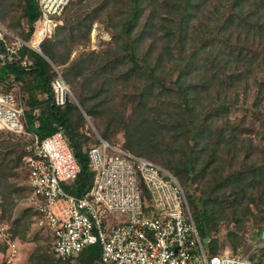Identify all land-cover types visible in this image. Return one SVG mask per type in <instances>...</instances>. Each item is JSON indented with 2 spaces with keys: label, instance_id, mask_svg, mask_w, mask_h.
<instances>
[{
  "label": "trees",
  "instance_id": "1",
  "mask_svg": "<svg viewBox=\"0 0 264 264\" xmlns=\"http://www.w3.org/2000/svg\"><path fill=\"white\" fill-rule=\"evenodd\" d=\"M6 1L0 0V6ZM23 1L13 0L11 6L22 7L28 31L18 34L29 40L41 13L38 0ZM101 1L94 8L89 0L86 5L73 3L64 20L72 30L83 26L104 10L107 0ZM125 6L119 30L110 28L126 47L123 55L111 50L114 56L94 64L98 55L90 52L91 57L82 54L70 62V52L62 57L50 40L43 43L42 55L21 52L34 58L16 76L29 107V129L40 139L62 131L81 166L78 181L66 190L77 197L90 190L94 173L85 150L99 140L82 132L84 116L77 105L68 101L55 106V68H62L66 82L80 92L81 106L98 120L104 140L119 144L116 137L121 134L124 149L160 162L185 188L197 185L190 199L208 224L225 220L240 231L247 220L264 224V0H128ZM78 12L85 17L75 18ZM139 40L145 48L141 54L131 49ZM241 104H252L256 113L255 137L242 131L244 120L229 118ZM13 154L0 153L1 207L10 217L25 197L10 190L9 172L21 163L20 157L10 158ZM20 226L17 218L15 235ZM199 231L206 238L201 225ZM231 235L238 239L233 242L237 248L241 239ZM36 250L33 264H73L55 262L47 251ZM100 252L98 245L87 248L77 264H100ZM259 253L248 257L253 264H264V248Z\"/></svg>",
  "mask_w": 264,
  "mask_h": 264
},
{
  "label": "built area",
  "instance_id": "2",
  "mask_svg": "<svg viewBox=\"0 0 264 264\" xmlns=\"http://www.w3.org/2000/svg\"><path fill=\"white\" fill-rule=\"evenodd\" d=\"M72 0H38L40 19L30 40L14 34L0 20V133L17 142L27 172L29 195L21 201L40 216L53 238L58 261L78 258L98 245L100 264H253L246 256L213 252L204 242L190 211L186 189L176 176L101 137L85 152L94 173L88 192L77 197L66 188L78 181L80 163L70 139L58 131L45 139L29 129L22 84L16 76L33 64L25 49L42 54L53 16ZM52 83L54 104L71 100L61 71ZM16 216L0 212V243L8 247L7 264L18 253Z\"/></svg>",
  "mask_w": 264,
  "mask_h": 264
},
{
  "label": "rangeland",
  "instance_id": "3",
  "mask_svg": "<svg viewBox=\"0 0 264 264\" xmlns=\"http://www.w3.org/2000/svg\"><path fill=\"white\" fill-rule=\"evenodd\" d=\"M12 1L13 0H7L2 6H0V15L2 16L1 20L8 25L9 29L14 34L20 36V34H18L19 30L25 29V31H28V25L25 17L23 16L24 14L22 7L15 5V7L13 8L11 6ZM14 1L15 3H17L18 1H22V5H24L23 0H14ZM80 1H82L81 3L85 5L88 2V0H72L67 6L64 7L63 10L59 11L57 14L53 16V24L51 29L52 32L46 40L47 41L50 40L52 43L55 44V47L57 46V49L59 50L60 55L62 57L66 58L68 52H70V62H72L74 59H76L78 56L82 54H84L85 57H91L90 52H95V54L98 55L94 64H101V61L104 58L114 56L115 53H112L111 50L117 51L116 53L117 55H123L124 49H126V47L123 46V42H121L120 38L114 36V31L111 30L110 28L113 27V29L119 30V25L122 23V21L126 18L127 15V8L125 5L128 3V0H107V2L104 1L103 2L104 10L100 13L98 17L92 19L90 18L86 24H84L83 26L78 25L77 27H74L75 28L74 30H72L71 24H67L66 21L64 20V15L66 13V10L70 6H72L73 3H78ZM92 1L93 0H89V2H91L89 4H91V7L94 8L97 7L98 2H100L101 0L98 1L95 0L93 2ZM108 1L109 2L111 1L109 7H108ZM75 15H76L75 18L80 16L83 18L85 17V15H82L81 12H78ZM19 19L21 20V23L17 24L14 20H19ZM136 31L137 29H135V32ZM135 34L136 33H134V35ZM43 43L41 44V50ZM134 44L135 45H133L131 49H136L138 54H141L143 52V49H145L143 46L140 45L141 40L135 41ZM46 59L49 62H52L48 58ZM120 64H123L121 58H120ZM52 65L54 64L52 63ZM56 69H59V71L62 72V68H56ZM70 87L72 93L71 94L72 103L80 108L84 116V125L82 126V132H84L86 135H89L91 137L102 138V136L100 135L102 128L98 120L93 116L86 114L85 110L83 109L80 103L81 101L80 92L77 93L74 92L75 85L74 86L70 85ZM130 117H131V110L128 109L127 112L125 113V121L128 122ZM229 118L232 120H239V121L244 120L245 125H243V128L246 129H243L242 131L243 132L248 131L246 135L250 137L256 136L255 131H257L258 129V122L256 118V113L252 108V104L249 106L241 104L237 107H234L231 110ZM32 128L33 130H35L37 127L34 126ZM116 138H115L116 141L122 143L123 139H121L122 138L121 134H118ZM16 144L17 142H14V140L12 141L7 140L0 133V153L7 155L8 153L13 152L14 154L13 156L10 155V158L18 157L17 155L18 149ZM4 145L7 147H4ZM150 161L172 172L171 170L165 168L160 162L153 160ZM19 165L20 166H17L16 168H14L9 172L8 181L10 183V190L12 191V194H14L16 197L22 195L23 198L25 193L24 198H26L27 195H29V188L27 186V179H26L27 172L23 168L22 163H20ZM183 187L185 188V186ZM196 187L197 185L194 184L192 187L189 188L186 187L185 189L187 191L186 194L190 206V211L194 218L196 226L199 230V226L201 225L202 229L204 230V236L206 238L204 237L203 238L205 244L207 245L208 243L212 250L214 249V245H215L217 247L216 252L218 251L220 253L228 252L236 255L241 254L246 257H250L252 255L257 256L258 254H260L259 253L260 250L264 248V237L260 236V232L261 229L264 228V224H255L253 223L252 220H247L243 230L241 231L238 227H236L234 223L227 222L225 220L220 221L218 226L217 225L211 226L210 224L207 223L206 215H201L200 217L198 216L199 210L195 206H193L192 200L190 199V194L191 192H193V190ZM2 203H3V199L0 195V212L3 214L4 217H10L7 213L4 214L2 212V207H1ZM203 205L204 207H206L207 200L204 201ZM12 214H15L16 219L20 218V223H21L17 235H15L18 238L17 239L19 246L18 248L24 250V252H22L23 255L25 256L28 255L27 257L32 255L31 261L27 264H33L32 263L33 254H35L37 248H41L45 250V252L47 251L50 257L53 260H55V262H60L52 255L53 238L49 230L41 226L40 216L38 215V213L34 212L31 208H26V206L21 204L20 201L13 209ZM231 233L237 234L241 239L239 241L237 248H234L233 242H237L238 239L233 237ZM8 254L9 252L7 245L0 243V264H7L6 259ZM72 263L77 264V258L74 259ZM262 263L263 262L260 260L257 264H262Z\"/></svg>",
  "mask_w": 264,
  "mask_h": 264
},
{
  "label": "crops",
  "instance_id": "4",
  "mask_svg": "<svg viewBox=\"0 0 264 264\" xmlns=\"http://www.w3.org/2000/svg\"><path fill=\"white\" fill-rule=\"evenodd\" d=\"M22 250L20 248L18 249V253L11 264H27L31 261L32 255L27 257L28 255H23L22 252H24V250Z\"/></svg>",
  "mask_w": 264,
  "mask_h": 264
},
{
  "label": "clouds",
  "instance_id": "5",
  "mask_svg": "<svg viewBox=\"0 0 264 264\" xmlns=\"http://www.w3.org/2000/svg\"><path fill=\"white\" fill-rule=\"evenodd\" d=\"M32 52H34V51H32ZM42 55V54H41ZM63 75V74H62ZM64 77V76H63ZM65 79V78H64ZM66 81V80H65ZM68 84V83H67ZM69 85V84H68ZM70 86V85H69ZM71 88V87H70ZM72 94V93H71ZM69 101H71L72 102V100H69ZM67 104V103H66Z\"/></svg>",
  "mask_w": 264,
  "mask_h": 264
}]
</instances>
